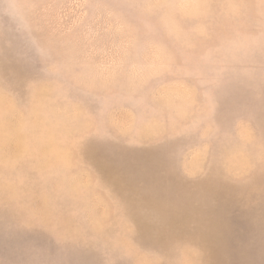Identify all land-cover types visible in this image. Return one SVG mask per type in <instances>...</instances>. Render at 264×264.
Instances as JSON below:
<instances>
[{
  "label": "rangeland",
  "instance_id": "1",
  "mask_svg": "<svg viewBox=\"0 0 264 264\" xmlns=\"http://www.w3.org/2000/svg\"><path fill=\"white\" fill-rule=\"evenodd\" d=\"M0 264H264V0H0Z\"/></svg>",
  "mask_w": 264,
  "mask_h": 264
}]
</instances>
